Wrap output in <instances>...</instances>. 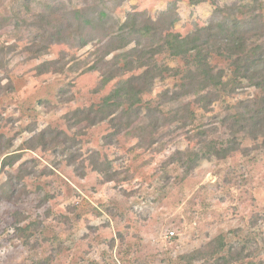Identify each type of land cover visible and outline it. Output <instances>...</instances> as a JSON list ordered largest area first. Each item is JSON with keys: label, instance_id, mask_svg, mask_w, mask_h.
<instances>
[{"label": "rangeland", "instance_id": "rangeland-1", "mask_svg": "<svg viewBox=\"0 0 264 264\" xmlns=\"http://www.w3.org/2000/svg\"><path fill=\"white\" fill-rule=\"evenodd\" d=\"M54 3L67 18L75 7L94 18L106 8L109 20L93 31L100 38L130 12L158 18L174 9L179 20L173 30L182 35L220 18L210 2L190 0H0V134L18 157L12 167L0 166V264H224L209 253L198 261L184 260L220 235L230 264H238L242 248L243 264H264L262 141L247 140L226 159L203 160L188 171L181 164L187 162V147L198 149L197 130H207V140L231 139L217 117L186 127L148 118L146 133L156 126L160 130L154 145L149 137L128 135L107 145L108 124L66 121L73 111L98 103L118 79L103 86L101 72L87 69L92 46L80 49L78 39L52 45L32 59L28 49L42 29L32 25L37 15L25 13L42 14ZM19 12L25 23L3 25L4 18ZM51 60L64 65L62 71L39 74L37 67ZM173 84V79L158 81L145 98L158 102ZM253 93L245 89L238 97ZM165 111L171 117L174 109L169 105ZM49 127L67 131L74 140L65 149L44 146L36 136ZM137 127L132 121L126 132L142 137ZM106 161L111 179L98 170ZM126 170L134 177L124 183ZM9 173L15 188L8 187Z\"/></svg>", "mask_w": 264, "mask_h": 264}, {"label": "trees", "instance_id": "trees-1", "mask_svg": "<svg viewBox=\"0 0 264 264\" xmlns=\"http://www.w3.org/2000/svg\"><path fill=\"white\" fill-rule=\"evenodd\" d=\"M205 2L216 8L220 18L186 35L173 30L179 20L174 9L165 11L158 18L130 12L123 22L107 26L109 31L102 38L93 31L96 30L95 24L105 25L109 20L106 8L99 12L97 18L84 15L79 7L72 10L71 18L63 17L60 3H54L42 14H33L31 9L25 15L40 18L38 22L32 20V25L42 29V35L40 39L31 41L34 48L28 49V53L32 59H37L48 47L72 43L76 39L80 49L92 46L93 60L87 69L101 72L103 86L117 79L118 82L98 103L73 111L67 115L66 121L85 122L88 127L108 124L111 132L104 137L107 145L117 143L122 135L138 140L149 137L150 145H154L160 130L156 126L146 133L148 118L171 119L170 123L186 127L203 122L205 117H217L221 125L232 132L231 139L223 141L218 136L207 140V130H197L200 138L198 149L187 147L184 152L187 162L181 164L191 171L203 160L226 159L240 151L247 140H260L264 144V23L260 12L261 0L233 3L227 0H190L193 5ZM21 14L19 12V17L15 18H4L3 25L16 22L17 27L20 21L25 23L26 19ZM164 18L170 20L168 25ZM166 58L175 64L171 65ZM63 68L58 60H51L43 62L36 70L43 74L50 69L61 72ZM167 79H173L174 84L162 91L160 101L145 98L152 93L158 81ZM245 89L254 93L247 98H239L238 94ZM190 98L195 100L184 104V100ZM169 105L174 109L171 117L165 111ZM132 121L137 122L136 130L142 133V137L126 132ZM1 135L0 166L5 170L12 167L18 157L9 151L13 144H7ZM36 138L44 146L62 149L74 140L67 131L52 127L42 130ZM98 170L111 179L109 162L106 161L105 166L101 164ZM133 177L126 170L120 181L129 182ZM13 180L9 173L8 187L15 188ZM226 244L225 237L220 235L208 247L196 250L184 260L198 261L201 255L209 253L211 257L220 256L224 264H230L224 255ZM243 249L238 250V264L246 260Z\"/></svg>", "mask_w": 264, "mask_h": 264}, {"label": "built area", "instance_id": "built-area-1", "mask_svg": "<svg viewBox=\"0 0 264 264\" xmlns=\"http://www.w3.org/2000/svg\"><path fill=\"white\" fill-rule=\"evenodd\" d=\"M171 235H173V234H171Z\"/></svg>", "mask_w": 264, "mask_h": 264}]
</instances>
